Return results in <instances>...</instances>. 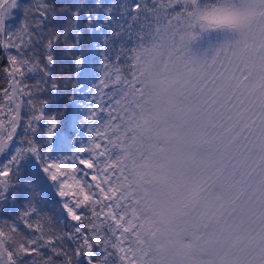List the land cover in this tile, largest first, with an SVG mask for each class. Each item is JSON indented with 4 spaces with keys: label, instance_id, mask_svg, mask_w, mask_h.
Masks as SVG:
<instances>
[{
    "label": "rangeland",
    "instance_id": "obj_1",
    "mask_svg": "<svg viewBox=\"0 0 264 264\" xmlns=\"http://www.w3.org/2000/svg\"><path fill=\"white\" fill-rule=\"evenodd\" d=\"M219 2L141 0L140 22L114 76L102 88L95 135L118 216L120 247L129 264H171V241L151 214L154 184L147 170L181 160H189L192 170L205 176L208 190L227 201L220 207L219 222L209 221L201 208L192 209L184 220L192 264H233L237 256L248 264L259 259L258 248L240 252L227 241L241 231L254 238L264 235V163L254 166V158L264 155V84L256 61L264 18L245 36L196 22L198 8ZM147 53L165 70L171 65L190 71L187 82L172 91L146 89L142 67ZM58 105L71 112L62 94ZM169 109L167 120H157ZM59 130L65 132L64 127ZM177 130L182 138L168 140Z\"/></svg>",
    "mask_w": 264,
    "mask_h": 264
},
{
    "label": "snow or ice",
    "instance_id": "obj_2",
    "mask_svg": "<svg viewBox=\"0 0 264 264\" xmlns=\"http://www.w3.org/2000/svg\"><path fill=\"white\" fill-rule=\"evenodd\" d=\"M142 7L0 0V264H123L95 125Z\"/></svg>",
    "mask_w": 264,
    "mask_h": 264
},
{
    "label": "clouds",
    "instance_id": "obj_3",
    "mask_svg": "<svg viewBox=\"0 0 264 264\" xmlns=\"http://www.w3.org/2000/svg\"><path fill=\"white\" fill-rule=\"evenodd\" d=\"M261 18H264V3L259 0H220L211 7L198 8L195 14L196 22L204 27L227 30L240 36L247 35ZM145 55L147 58L143 63L142 74L146 89L157 93L172 91L187 82L190 71L171 65L165 70L150 53ZM170 115L171 109L161 111L157 120H167ZM180 138L182 133L179 130L167 137L170 141H178ZM147 171L154 184V190L149 194L151 214L158 221L165 237L171 241L170 247L175 253L171 264H192L193 249L186 247L184 241V220L192 209L201 208L205 210L209 221L219 222L220 207L227 204V201L221 193L213 195L208 190L205 176L192 170L189 160H181L176 164L165 162L150 166ZM227 244L240 252L258 248L256 255L259 259L254 264H264V235L254 238L241 231L233 234ZM232 260L233 264H248L240 256Z\"/></svg>",
    "mask_w": 264,
    "mask_h": 264
},
{
    "label": "trees",
    "instance_id": "obj_4",
    "mask_svg": "<svg viewBox=\"0 0 264 264\" xmlns=\"http://www.w3.org/2000/svg\"><path fill=\"white\" fill-rule=\"evenodd\" d=\"M27 2L30 4V3H32V0H21L20 1V3H22V4H27ZM64 2L67 3L68 0H64ZM80 2L81 3H89V4H91V3L94 2V0H80ZM101 2L104 3V4L118 5V4H122V3L127 2V0H101ZM131 2H135V0H131ZM256 61L258 62L257 71H259L260 78H262V79L259 80V82H262V80H263V84H264V32H263V35H262V40L260 42V49L258 50V55H257ZM65 67L70 69V71H67V72L63 73L65 76H69V75L75 76V68H74V66L66 65ZM3 86H5L3 84V77L0 76V88H2ZM260 89H261V93H262V97H261V99H262L261 103L263 104V109L262 110H264V86H263V88H262V86H260ZM70 93L71 92H69L68 95H70ZM65 100H66V98L64 97V101ZM63 109L66 112L65 106L63 107ZM263 119H264V112H263ZM184 120L186 122L188 120V117H185ZM185 124H187V123H185ZM184 130L186 131L187 127ZM240 148H241V145L237 146L235 151H234V153L231 154V157H233V155L236 154L240 150ZM260 148L264 150V139L261 142ZM258 151H259V148H258ZM263 154H261V155H263ZM193 155H196L195 151L193 152ZM263 163H264V155L263 156L258 155L257 157L254 158V166L255 167L263 165ZM49 206L52 207L51 204ZM6 215H7V213H5V216ZM120 255H121V259H122L123 264H126L127 262H126V258H125V255H124V251L122 250L121 247H120Z\"/></svg>",
    "mask_w": 264,
    "mask_h": 264
}]
</instances>
